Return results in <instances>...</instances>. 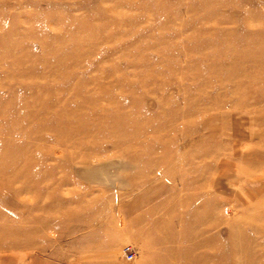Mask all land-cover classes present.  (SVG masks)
Instances as JSON below:
<instances>
[{
	"label": "rangeland",
	"instance_id": "1",
	"mask_svg": "<svg viewBox=\"0 0 264 264\" xmlns=\"http://www.w3.org/2000/svg\"><path fill=\"white\" fill-rule=\"evenodd\" d=\"M0 264H264V0H0Z\"/></svg>",
	"mask_w": 264,
	"mask_h": 264
},
{
	"label": "built area",
	"instance_id": "2",
	"mask_svg": "<svg viewBox=\"0 0 264 264\" xmlns=\"http://www.w3.org/2000/svg\"><path fill=\"white\" fill-rule=\"evenodd\" d=\"M128 255L131 256L132 255L131 252H128Z\"/></svg>",
	"mask_w": 264,
	"mask_h": 264
}]
</instances>
